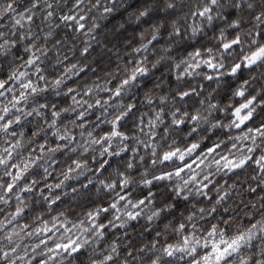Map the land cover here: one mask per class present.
I'll return each instance as SVG.
<instances>
[{
  "label": "clouds",
  "instance_id": "1",
  "mask_svg": "<svg viewBox=\"0 0 264 264\" xmlns=\"http://www.w3.org/2000/svg\"><path fill=\"white\" fill-rule=\"evenodd\" d=\"M0 264H264V0H0Z\"/></svg>",
  "mask_w": 264,
  "mask_h": 264
}]
</instances>
